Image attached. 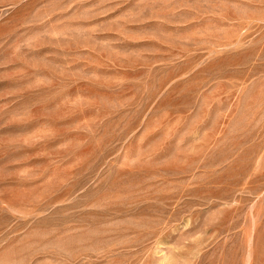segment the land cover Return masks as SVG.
<instances>
[{
  "label": "rangeland",
  "instance_id": "obj_1",
  "mask_svg": "<svg viewBox=\"0 0 264 264\" xmlns=\"http://www.w3.org/2000/svg\"><path fill=\"white\" fill-rule=\"evenodd\" d=\"M0 264H264V0H0Z\"/></svg>",
  "mask_w": 264,
  "mask_h": 264
}]
</instances>
